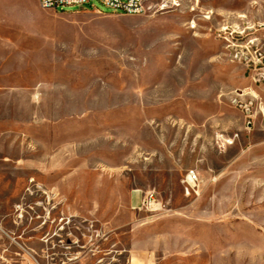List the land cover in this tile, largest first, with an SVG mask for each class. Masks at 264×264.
<instances>
[{
	"label": "rangeland",
	"instance_id": "rangeland-1",
	"mask_svg": "<svg viewBox=\"0 0 264 264\" xmlns=\"http://www.w3.org/2000/svg\"><path fill=\"white\" fill-rule=\"evenodd\" d=\"M29 6L0 23V264H264V0Z\"/></svg>",
	"mask_w": 264,
	"mask_h": 264
},
{
	"label": "built area",
	"instance_id": "built-area-1",
	"mask_svg": "<svg viewBox=\"0 0 264 264\" xmlns=\"http://www.w3.org/2000/svg\"><path fill=\"white\" fill-rule=\"evenodd\" d=\"M102 6L109 8L112 12L141 15L149 11L162 9L169 5L178 6L179 0H97ZM89 3V0H38L42 9H64L66 7H83ZM96 8V7H94ZM99 9V8H96ZM101 10V9H100ZM233 139H226L225 143L231 145ZM189 182H195L197 175L191 171L187 177ZM152 195L148 196V202L151 203ZM33 257V256H32ZM33 259L38 262L35 257Z\"/></svg>",
	"mask_w": 264,
	"mask_h": 264
},
{
	"label": "crops",
	"instance_id": "crops-1",
	"mask_svg": "<svg viewBox=\"0 0 264 264\" xmlns=\"http://www.w3.org/2000/svg\"><path fill=\"white\" fill-rule=\"evenodd\" d=\"M34 0H0V23H29L34 22L35 17L31 14L32 10L29 6V3H32ZM38 1V0H37ZM17 7L21 8L23 11L17 10ZM24 7V8H23ZM20 12V13H18ZM139 195L133 193L130 198L131 202L137 200ZM205 242V247H213L215 242L213 240H201ZM199 243V240H197ZM226 243V242H222ZM220 246H226V244H221ZM214 253L213 249H207L203 252L206 255V259L212 256ZM179 259V258H178ZM182 259V258H181ZM178 264V263H177Z\"/></svg>",
	"mask_w": 264,
	"mask_h": 264
}]
</instances>
